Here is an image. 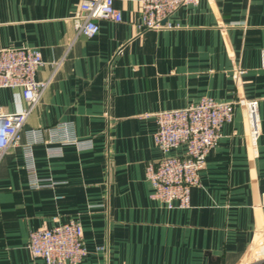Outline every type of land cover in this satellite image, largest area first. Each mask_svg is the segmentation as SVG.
<instances>
[{"label": "crops", "instance_id": "0c3cea01", "mask_svg": "<svg viewBox=\"0 0 264 264\" xmlns=\"http://www.w3.org/2000/svg\"><path fill=\"white\" fill-rule=\"evenodd\" d=\"M83 0H0V48L41 51L51 79L24 127L70 123L92 147L33 146L44 186L33 188L26 149L0 161V264H45L28 246L31 230L70 219L84 230L78 264H264V0H201L177 9L171 28L140 27V0H116L121 21L99 20L77 35ZM240 96L258 101L255 154L245 111L210 150L187 208L151 198L146 165L162 157L155 114ZM21 91L0 88V112L25 107ZM58 154H54L51 147ZM184 147L172 151L182 153Z\"/></svg>", "mask_w": 264, "mask_h": 264}, {"label": "built area", "instance_id": "2783aa9c", "mask_svg": "<svg viewBox=\"0 0 264 264\" xmlns=\"http://www.w3.org/2000/svg\"><path fill=\"white\" fill-rule=\"evenodd\" d=\"M201 0H140L143 29L171 28L169 17L179 8L197 5ZM116 0H83L73 16L77 35L94 37L100 30L99 20L121 21V10ZM44 64L40 50L29 47L0 48V88L19 89L26 106L16 111L0 112V161L11 147L23 145L26 149L30 184L33 188L44 186L35 165L33 146L45 141L48 132L51 142L73 144L79 149L92 147L90 140H80L70 123H61L46 129L29 130L28 141L22 144L25 124L50 80L37 78V70ZM245 111L248 139L253 152L258 150L261 120L258 101L246 97L219 101L203 96L198 102L181 108L167 109L155 114V144L162 157L146 165V177L151 184V198L168 208H187L191 204V190L201 184L210 150L221 136V128L232 123L236 108ZM184 147L182 153L172 151ZM61 147H51L56 155ZM264 209V192L262 194ZM82 224L70 219L51 227H41L29 233V248L45 264H78L88 253L83 239Z\"/></svg>", "mask_w": 264, "mask_h": 264}]
</instances>
